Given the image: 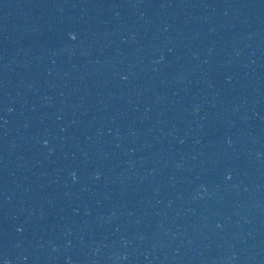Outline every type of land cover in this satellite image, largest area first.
Wrapping results in <instances>:
<instances>
[{"label": "water", "instance_id": "95a60500", "mask_svg": "<svg viewBox=\"0 0 264 264\" xmlns=\"http://www.w3.org/2000/svg\"><path fill=\"white\" fill-rule=\"evenodd\" d=\"M0 264H264V0H0Z\"/></svg>", "mask_w": 264, "mask_h": 264}]
</instances>
